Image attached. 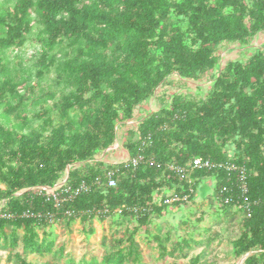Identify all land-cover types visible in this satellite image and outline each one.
Instances as JSON below:
<instances>
[{"label": "trees", "instance_id": "trees-1", "mask_svg": "<svg viewBox=\"0 0 264 264\" xmlns=\"http://www.w3.org/2000/svg\"><path fill=\"white\" fill-rule=\"evenodd\" d=\"M262 31L264 0L0 1V207L14 214L0 217V250H9L8 262L53 254L44 264H61L56 224L80 220L94 234V220H109L126 226L125 236L101 260L69 264L142 263L139 229L194 200L212 177L219 210L243 215L235 257L249 253L244 264H264V49L223 67L218 54ZM210 72L205 96L175 93L127 131L125 147L130 159L143 156L139 164L101 158L119 125L172 75L198 81ZM196 158L215 165L184 177L174 168ZM66 176L71 192L59 204L37 188ZM174 195L180 199L166 201ZM154 239L161 259L203 244L183 237L170 249L169 234ZM206 250L188 264H214Z\"/></svg>", "mask_w": 264, "mask_h": 264}, {"label": "rangeland", "instance_id": "rangeland-1", "mask_svg": "<svg viewBox=\"0 0 264 264\" xmlns=\"http://www.w3.org/2000/svg\"><path fill=\"white\" fill-rule=\"evenodd\" d=\"M5 1V0H0ZM14 1V0H12ZM257 49H264V31L258 34L248 45L240 43H226L222 45L218 54L220 55V65L223 67L229 60L246 59ZM26 58L30 60L32 47L26 48ZM53 74L48 76L43 86L53 84ZM214 73L210 72L200 80L180 79L172 75L168 82L157 89L154 97L137 108L135 118L125 124H120L118 128V138L108 150L102 155L107 163H119L129 158V152L125 147L128 139L127 131L138 124L140 119L148 112L157 110L162 101H170L175 93H187L195 97L205 96L211 86ZM214 179L208 177L203 179L198 187L194 200H190L180 207L170 208L164 214L153 215L152 223L142 226L136 240L142 251V263L139 264H188L191 258L205 249V259L214 264H239L242 258L237 259L233 253L231 241L239 236L243 215L229 210L220 211V205L214 198ZM136 222L129 224V229L136 226ZM95 233L89 234V226L77 220L69 228L65 223H58L54 226L53 232L56 235L57 247L65 246L64 256L59 258L61 264H69L68 259L72 258L79 262L83 258L91 259L96 256L100 260L116 241L126 234V226L117 229L109 220L100 222L94 220ZM148 229V230H147ZM148 232H147V231ZM41 230V235H42ZM169 234L172 244L180 238H190L203 241V244H195L191 250L185 253L178 252L175 256L165 259L159 257L158 242L155 235L164 237ZM213 238V242L207 247V240ZM9 250H0V264H13L8 262ZM60 257V256H59ZM28 260L32 264H44L54 258L53 254L44 257L38 255H28ZM244 264V260H243Z\"/></svg>", "mask_w": 264, "mask_h": 264}, {"label": "built area", "instance_id": "built-area-1", "mask_svg": "<svg viewBox=\"0 0 264 264\" xmlns=\"http://www.w3.org/2000/svg\"><path fill=\"white\" fill-rule=\"evenodd\" d=\"M142 160H143V156L142 155H138V156H136V157H134L132 159L128 158L125 161L126 162H130L133 165H137ZM214 165L215 164H213L212 161L209 160V159L204 160L202 158H196V159H194L193 164L190 167H174V168H176L177 171L180 172L181 175L184 177L185 175H187L189 172L193 171L196 168H211ZM66 178H67V176L60 183L56 184V186H54V187H51V186H38L37 188L41 192H44L49 197H53L56 200V203L59 204L60 201L65 199L60 194L64 195L63 192H66V193L71 192V188L70 187H65L64 186ZM108 185L109 186H115L116 185V179L113 177V173L112 172L109 174V177H108ZM87 188H88L87 184L83 183L80 187H78L77 189L74 190L73 194H77V193H79L82 190H86ZM73 194L70 193L69 195H73ZM186 198H187V196L184 197V199H186ZM179 199H180V197L178 195H174L171 198L166 199V201L167 202H172V201L179 200ZM24 215H27V213H24ZM13 216H14L13 213L7 212V211H3L2 207H0V217L10 218V217H13Z\"/></svg>", "mask_w": 264, "mask_h": 264}, {"label": "water", "instance_id": "water-1", "mask_svg": "<svg viewBox=\"0 0 264 264\" xmlns=\"http://www.w3.org/2000/svg\"><path fill=\"white\" fill-rule=\"evenodd\" d=\"M248 255H249V253H247L245 256H243L242 259L245 260Z\"/></svg>", "mask_w": 264, "mask_h": 264}, {"label": "bare ground", "instance_id": "bare-ground-1", "mask_svg": "<svg viewBox=\"0 0 264 264\" xmlns=\"http://www.w3.org/2000/svg\"><path fill=\"white\" fill-rule=\"evenodd\" d=\"M239 264H243V260H241V261L239 262Z\"/></svg>", "mask_w": 264, "mask_h": 264}, {"label": "crops", "instance_id": "crops-1", "mask_svg": "<svg viewBox=\"0 0 264 264\" xmlns=\"http://www.w3.org/2000/svg\"><path fill=\"white\" fill-rule=\"evenodd\" d=\"M262 32H263V31H262ZM260 33H261V32H260ZM260 33H259V34H260Z\"/></svg>", "mask_w": 264, "mask_h": 264}]
</instances>
